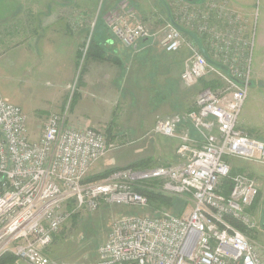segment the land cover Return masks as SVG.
Returning <instances> with one entry per match:
<instances>
[{"label":"built area","instance_id":"obj_1","mask_svg":"<svg viewBox=\"0 0 264 264\" xmlns=\"http://www.w3.org/2000/svg\"><path fill=\"white\" fill-rule=\"evenodd\" d=\"M242 18L222 1L177 6L174 20L203 39L213 63L171 21L165 23L161 49L175 52L186 44L191 52L182 82L191 86L211 77L191 109L154 123L153 132L164 137H175L186 123L196 130V137L187 127L179 135L175 163L118 168L100 181L83 182L111 145L105 134L72 127L51 112L40 137L31 140L22 108L0 96V254L54 264L47 248L76 210L92 211L101 202L145 207L150 194H161L181 199V213L159 205L152 214L115 219L97 248V264H264V248L240 229L254 227L247 211L258 185L244 169L231 173L233 160L264 164V141L239 125L257 23ZM108 26L129 43L152 34L125 7L110 14Z\"/></svg>","mask_w":264,"mask_h":264},{"label":"crops","instance_id":"obj_2","mask_svg":"<svg viewBox=\"0 0 264 264\" xmlns=\"http://www.w3.org/2000/svg\"><path fill=\"white\" fill-rule=\"evenodd\" d=\"M211 1L225 2L228 9L240 15L254 4L253 0H19L11 3L6 0L4 6L10 11L0 21V42H16L18 48L8 50L10 53L19 49L12 64L6 63V67L15 68L19 62L40 65L43 58L48 64L53 58L54 64L59 65L63 57L76 66L91 17L95 27L93 44L80 73L70 120L79 126L97 128L115 113V129L136 131V136L141 137L157 118L191 109L194 96L204 86L203 79L187 86L180 78L189 56L188 46L184 44L175 52H165L159 39L165 23L175 19L177 6L186 2L201 6ZM124 7L148 26L150 37L129 43L111 32L110 14ZM72 10L74 16H69ZM81 13L85 25L77 20V14ZM198 37L208 54L205 42ZM182 126L188 128L192 137L198 136L188 123Z\"/></svg>","mask_w":264,"mask_h":264},{"label":"rangeland","instance_id":"obj_3","mask_svg":"<svg viewBox=\"0 0 264 264\" xmlns=\"http://www.w3.org/2000/svg\"><path fill=\"white\" fill-rule=\"evenodd\" d=\"M5 1L0 0V21L5 19V12L10 11L5 8ZM8 1L11 3L19 0ZM253 1L252 7L242 10L241 15L244 21L248 22L255 19L257 23L256 39L251 60V82L239 121L242 129L264 141V0ZM74 11L72 10L69 16H74ZM95 13H92L94 14L93 19L97 16ZM89 18L91 19V17ZM98 18H100V15ZM132 18L134 17L132 16ZM90 19H88L86 24L87 27L85 26L86 31L84 32L79 51L82 53V57H79V59L77 56L76 66L72 65L68 57H63V59L61 58L62 63L60 62L59 65L54 64L53 58L50 59L49 64L43 58L40 65H23L24 63L19 62L15 68L11 66L14 70L8 69L6 63L12 64L14 57L16 58L17 54H19V49L10 53L11 50L18 48L16 47V42L5 43L2 40L0 42V96L18 104L22 108L26 117L27 135L31 140H37L40 137L51 112L61 113L65 117L66 122L72 127H86L74 124L70 120L69 113L78 95L79 77L87 52L83 53V50L87 44L89 47L93 30L95 29ZM82 23L84 24V22ZM164 28L165 25L161 34L165 33ZM73 29L76 28L73 27ZM260 38H262V41H260ZM188 53L189 58L191 55L190 49ZM18 58L20 59L21 57ZM38 69L39 71H37ZM209 79L211 77L202 81L209 82ZM114 118L115 113L110 120L95 128L105 134L107 141L111 145L107 153L91 167L87 178L92 174L104 172L107 169L132 166L130 164L140 166L144 164L175 163L178 161L177 155L175 156V146L177 147L181 133L184 131L181 130L182 128L184 129L183 126L176 130L175 137L158 135L153 132L154 125L144 132L143 136L139 137L136 136V131L122 128L115 129L113 125ZM232 166V172L234 169H244L250 173L258 185V196L247 211L252 218L254 227L246 229L241 226V229L243 228L242 231L245 236L253 243L264 248V164L233 160ZM102 179H98V181ZM150 198L153 199V197ZM153 201L151 200L145 207L101 202L98 208L92 211L76 210L54 235L51 244L47 248L48 257L54 264H97V248L107 238L111 223L122 216L152 214L155 212V206L165 205L157 200ZM165 206L169 207L173 213L174 211L179 212L181 209V205L178 204L174 207ZM5 254L15 257L13 260L9 257L12 262L7 261L8 263L5 262V264H28L11 253L4 252L0 254V258H3L2 256Z\"/></svg>","mask_w":264,"mask_h":264},{"label":"trees","instance_id":"obj_4","mask_svg":"<svg viewBox=\"0 0 264 264\" xmlns=\"http://www.w3.org/2000/svg\"><path fill=\"white\" fill-rule=\"evenodd\" d=\"M184 1V0H183ZM79 17H78V19L77 20H79L80 22H82V21H84L83 20V18H82V16H84V13L82 14H77ZM81 15V16H80ZM76 18H77V16H76ZM75 18V19H76ZM185 35V34H184ZM188 39H190L191 40V38L189 37V36H187V35H185ZM92 44H93V39H91V42H90V44H89V47H88V49L86 50L87 52H86V55L85 56H88L89 54H90V49H91V47H92ZM79 57H82V53L81 52H79L78 53V58ZM80 59V58H79ZM208 85H210V83L209 82H204V86H208ZM138 164V163H137ZM130 165H134V164H130ZM139 165V164H138ZM144 165H146V164H144ZM117 168H111V169H107V170H105L104 172H98V173H95V174H92L91 176H89L88 178H87V176L83 179V182H96V181H98V179H101V178H104V177H106L107 175H109L111 172H113L114 170H116ZM238 169H234V171L233 172H231L232 174L234 173V172H236ZM87 178V179H86ZM229 183H230V180L229 179H225L224 181H223V184H222V186H223V189H224V191L226 192L227 191V188L229 187ZM150 197H153V199H151ZM149 198L151 199V200H154V201H158L159 203H162V204H165V205H170L171 207H174V206H176L177 204L178 205H181L180 207H181V209H180V211L179 212H176V211H174V213H176V214H178V213H181V211H182V208H183V205H185L184 203H183V201L181 200V199H178V198H174V197H167V196H163V195H161V194H150V196H149ZM153 201V202H154ZM255 201V200H254ZM253 201V202H254ZM241 229V228H240ZM243 229V228H242ZM241 229V230H242ZM6 255V256H5ZM4 256H2L3 258H0V264H5V262H7V261H9V262H12V260L13 259H15V257L13 258V256H9V254H5ZM9 257H10V259H12V260H10L9 259ZM8 263V262H7Z\"/></svg>","mask_w":264,"mask_h":264},{"label":"water","instance_id":"obj_5","mask_svg":"<svg viewBox=\"0 0 264 264\" xmlns=\"http://www.w3.org/2000/svg\"><path fill=\"white\" fill-rule=\"evenodd\" d=\"M186 1H192V0H186ZM173 25L178 29L180 30L182 33H184L185 35H188L192 40L193 42L198 46L200 52L202 53V55L206 58V60L209 62V63H213L212 60L209 58L206 50L204 49L203 45L201 44L200 42V39L199 37L196 35V33H194L193 31L183 27V26H180L179 24H177L176 22H174V20H171Z\"/></svg>","mask_w":264,"mask_h":264}]
</instances>
